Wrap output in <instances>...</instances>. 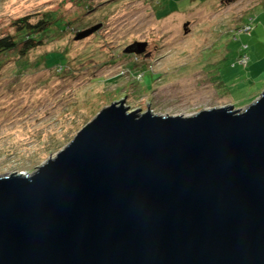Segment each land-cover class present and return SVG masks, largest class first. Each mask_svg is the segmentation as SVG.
I'll return each instance as SVG.
<instances>
[{
    "label": "water",
    "instance_id": "water-1",
    "mask_svg": "<svg viewBox=\"0 0 264 264\" xmlns=\"http://www.w3.org/2000/svg\"><path fill=\"white\" fill-rule=\"evenodd\" d=\"M25 174L0 177V264H264V92L188 117L114 102Z\"/></svg>",
    "mask_w": 264,
    "mask_h": 264
},
{
    "label": "rangeland",
    "instance_id": "rangeland-1",
    "mask_svg": "<svg viewBox=\"0 0 264 264\" xmlns=\"http://www.w3.org/2000/svg\"><path fill=\"white\" fill-rule=\"evenodd\" d=\"M156 2L0 0V38L26 16L60 12L69 21L25 57L0 56V177L33 175L117 101L188 117L246 110L260 97L264 0H158L157 9ZM137 43L147 44L143 54L133 53Z\"/></svg>",
    "mask_w": 264,
    "mask_h": 264
},
{
    "label": "trees",
    "instance_id": "trees-1",
    "mask_svg": "<svg viewBox=\"0 0 264 264\" xmlns=\"http://www.w3.org/2000/svg\"><path fill=\"white\" fill-rule=\"evenodd\" d=\"M156 3L157 9L159 5L158 0ZM64 22H66V26L69 25V21H66L62 17H60V12H45L41 16V18H38L36 21H33L32 16H26L16 19L12 23V27L15 30V33L13 35L0 38V56L9 52H15L20 54L22 57H25L30 51L34 50L35 48L44 46L45 41H49L48 36L56 34L57 30L59 29V23ZM249 61L247 65H249ZM22 63L24 66L27 65L24 61Z\"/></svg>",
    "mask_w": 264,
    "mask_h": 264
},
{
    "label": "built area",
    "instance_id": "built-area-1",
    "mask_svg": "<svg viewBox=\"0 0 264 264\" xmlns=\"http://www.w3.org/2000/svg\"><path fill=\"white\" fill-rule=\"evenodd\" d=\"M249 31V29H247ZM249 61V57L248 56H242L241 59H240V62L244 65H247Z\"/></svg>",
    "mask_w": 264,
    "mask_h": 264
},
{
    "label": "crops",
    "instance_id": "crops-1",
    "mask_svg": "<svg viewBox=\"0 0 264 264\" xmlns=\"http://www.w3.org/2000/svg\"><path fill=\"white\" fill-rule=\"evenodd\" d=\"M250 62V61H249ZM259 79H261L260 77H259Z\"/></svg>",
    "mask_w": 264,
    "mask_h": 264
}]
</instances>
